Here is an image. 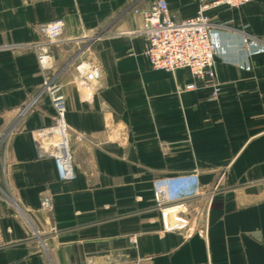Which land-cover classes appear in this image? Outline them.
I'll return each mask as SVG.
<instances>
[{
  "label": "crops",
  "instance_id": "obj_1",
  "mask_svg": "<svg viewBox=\"0 0 264 264\" xmlns=\"http://www.w3.org/2000/svg\"><path fill=\"white\" fill-rule=\"evenodd\" d=\"M154 1L0 0V264H264V0L206 11L216 98L188 69L150 67L135 11ZM165 1L180 21L216 0ZM54 19L69 182L35 143L54 116L36 60ZM79 63L97 80L81 85ZM194 173L186 227L164 230L154 183Z\"/></svg>",
  "mask_w": 264,
  "mask_h": 264
},
{
  "label": "built area",
  "instance_id": "obj_2",
  "mask_svg": "<svg viewBox=\"0 0 264 264\" xmlns=\"http://www.w3.org/2000/svg\"><path fill=\"white\" fill-rule=\"evenodd\" d=\"M251 1L216 0L201 5L194 17L180 21L171 16L165 0H155L149 10L135 11L142 16L139 33L147 42L145 58L150 67L165 72L188 69L195 81L213 84L211 98H216L220 91L219 86L214 84L217 47L210 37V29L217 24L211 21L206 11L221 5L239 8ZM63 30L62 19H54L38 27L42 39L36 54L42 77L40 95L48 98L54 116L50 126L35 134V143L40 157L53 160L58 179L69 182L74 179L75 172L65 120V98L61 84L50 74L53 65L52 46L58 42ZM75 71L81 85L97 80L99 75L98 68L88 63H79L75 66ZM193 89L194 83L185 87V90ZM153 190L163 229L179 231L185 228L187 220L178 213L186 210V202L198 194L197 175L194 173L158 180L154 183ZM170 215H173V224L168 222Z\"/></svg>",
  "mask_w": 264,
  "mask_h": 264
},
{
  "label": "rangeland",
  "instance_id": "obj_3",
  "mask_svg": "<svg viewBox=\"0 0 264 264\" xmlns=\"http://www.w3.org/2000/svg\"><path fill=\"white\" fill-rule=\"evenodd\" d=\"M38 131H40V129L36 130V131H35V134H37ZM168 222H169L170 224H173V223H174V221H173V215H170V216L168 217Z\"/></svg>",
  "mask_w": 264,
  "mask_h": 264
},
{
  "label": "flooded vegetation",
  "instance_id": "obj_4",
  "mask_svg": "<svg viewBox=\"0 0 264 264\" xmlns=\"http://www.w3.org/2000/svg\"><path fill=\"white\" fill-rule=\"evenodd\" d=\"M186 227V226H185Z\"/></svg>",
  "mask_w": 264,
  "mask_h": 264
}]
</instances>
